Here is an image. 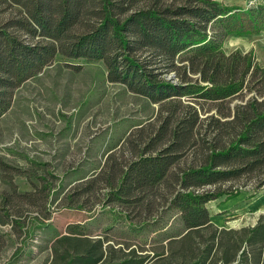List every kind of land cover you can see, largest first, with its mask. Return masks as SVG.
I'll list each match as a JSON object with an SVG mask.
<instances>
[{"label":"trees","instance_id":"16d2710c","mask_svg":"<svg viewBox=\"0 0 264 264\" xmlns=\"http://www.w3.org/2000/svg\"><path fill=\"white\" fill-rule=\"evenodd\" d=\"M0 2L19 8L0 25V119L14 92L57 56L101 62L107 82L158 110L150 131L126 139L131 158L108 157L73 197L104 190L106 204L125 205L143 225L174 211L177 232L146 250L68 227L52 242L51 264H264V212L254 225L226 229L206 207L248 186L264 188V66L250 52L222 49L229 35L264 32V0L250 8L216 0ZM0 172L9 187L0 225H17L20 207L35 197L14 184L19 169L1 161Z\"/></svg>","mask_w":264,"mask_h":264},{"label":"rangeland","instance_id":"374dc122","mask_svg":"<svg viewBox=\"0 0 264 264\" xmlns=\"http://www.w3.org/2000/svg\"><path fill=\"white\" fill-rule=\"evenodd\" d=\"M216 1L226 7L252 4V0ZM262 1L255 0L252 7ZM18 11L17 6L0 2V25ZM228 38L222 45L225 52L239 48L264 66V32L244 36L231 46ZM157 111L145 98L107 82L101 62L57 56L22 84L0 119V162L22 172L14 184L20 192L33 194L35 203L20 207L17 225H0L4 243L0 264H51L52 242L67 234L68 227L83 228L89 237L107 238L116 246L141 245L146 250L160 243L164 234H175L179 225L174 211L154 214L148 223L156 225L150 227L137 222L136 212L125 205L106 204L104 190L73 197L79 183L98 174L108 157L118 163L131 158L132 152L124 148L126 139L150 131ZM4 179L0 172V208L2 197L9 193ZM206 207L212 222L220 220V228L249 227L264 212V188L254 192L248 186L233 199L219 198ZM162 225L164 233L153 232Z\"/></svg>","mask_w":264,"mask_h":264},{"label":"clouds","instance_id":"9594fccd","mask_svg":"<svg viewBox=\"0 0 264 264\" xmlns=\"http://www.w3.org/2000/svg\"><path fill=\"white\" fill-rule=\"evenodd\" d=\"M255 4V0H252V4H249L248 7H252ZM244 40V37L242 36H234V37H229L228 38V45L231 46L239 41ZM239 48H232L230 51H226L225 55L227 56H231L232 54H234V52L239 51Z\"/></svg>","mask_w":264,"mask_h":264},{"label":"crops","instance_id":"0c3cea01","mask_svg":"<svg viewBox=\"0 0 264 264\" xmlns=\"http://www.w3.org/2000/svg\"><path fill=\"white\" fill-rule=\"evenodd\" d=\"M214 222V223H213ZM212 223L215 224L218 228L221 227L220 220L213 221Z\"/></svg>","mask_w":264,"mask_h":264}]
</instances>
